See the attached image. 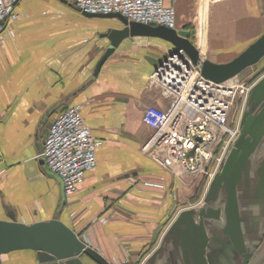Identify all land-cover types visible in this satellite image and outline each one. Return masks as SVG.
Segmentation results:
<instances>
[{"label": "crops", "instance_id": "obj_1", "mask_svg": "<svg viewBox=\"0 0 264 264\" xmlns=\"http://www.w3.org/2000/svg\"><path fill=\"white\" fill-rule=\"evenodd\" d=\"M173 5L175 28L190 31L192 42L214 62L229 61L264 33V0ZM15 10L18 18L0 35V219L58 218L108 263L137 264L158 247L180 210L202 205L207 189L192 200L203 178L184 184L141 150L152 134L142 121L145 107L167 105L148 81L170 43L125 37L97 70L110 32L123 27L117 18L86 15L74 0H19ZM255 67L264 69V63ZM72 105H81L86 126L102 142L96 165L64 201L62 183L42 151L47 128ZM260 147L259 156L264 143ZM176 244L169 239L166 259L154 264H180L173 258ZM33 256L22 250L1 259L24 264Z\"/></svg>", "mask_w": 264, "mask_h": 264}, {"label": "built area", "instance_id": "obj_2", "mask_svg": "<svg viewBox=\"0 0 264 264\" xmlns=\"http://www.w3.org/2000/svg\"><path fill=\"white\" fill-rule=\"evenodd\" d=\"M18 1L0 0V35L6 23L18 18L15 10ZM173 1L74 0V4L83 12L120 13L128 20L174 29ZM9 33L13 34V30ZM246 75L244 71L214 82L201 74L183 50L167 54L148 81L150 87L160 91L167 105L164 109L155 105L145 107L142 121L152 129V134L143 143L142 152L184 184L188 178L198 176L205 177L208 184L239 130V118H233V107H244L257 80L247 79ZM43 142L42 155L48 169L59 177L67 201L76 192L85 171L96 165V149L102 141L86 126L81 105H72L57 114Z\"/></svg>", "mask_w": 264, "mask_h": 264}, {"label": "water", "instance_id": "obj_3", "mask_svg": "<svg viewBox=\"0 0 264 264\" xmlns=\"http://www.w3.org/2000/svg\"><path fill=\"white\" fill-rule=\"evenodd\" d=\"M83 13L89 16L114 17L123 24L121 29L110 32L111 44L98 60L97 70L123 38L132 36L157 37L169 42L172 49L168 54L178 49L183 50L199 67L201 74L214 82L225 81L256 66L264 58V33L229 61L218 63L203 56L190 39L188 30L136 22L128 20L120 13ZM256 108L259 113H254ZM263 143L262 74L248 93L241 112L238 133L210 180L202 205L180 210L165 231L161 243L142 264H154L156 259H166L164 254L167 253V244L172 237L178 243L173 249L175 257L171 252L173 258L176 259L181 251L184 264H189L187 256H191L195 264H207L210 262L206 251L208 233L223 242L229 235L239 234L240 222L261 221L264 218V154L259 156L257 153ZM221 216L225 221L224 229L212 231L208 229L209 226L206 228L210 220H221ZM22 250L34 251L32 258L21 260L24 264H86L87 259L96 264H110L58 218L35 223L0 219V264L3 255ZM263 257L264 249L249 264H254Z\"/></svg>", "mask_w": 264, "mask_h": 264}, {"label": "flooded vegetation", "instance_id": "obj_4", "mask_svg": "<svg viewBox=\"0 0 264 264\" xmlns=\"http://www.w3.org/2000/svg\"><path fill=\"white\" fill-rule=\"evenodd\" d=\"M201 202L203 201L201 200ZM216 206H218V203ZM224 223L225 221L221 216V220H213V223L207 224L206 228L209 226L208 229L212 231L222 230L224 229ZM238 228L239 234L229 235L223 241L224 243L208 233L209 243L206 251L209 254L210 262H207V264H249L260 254L264 249V219L259 222H240ZM179 255L176 256L177 261L184 264L181 251ZM187 259L189 264H195L191 256H187ZM254 264H264V257Z\"/></svg>", "mask_w": 264, "mask_h": 264}, {"label": "rangeland", "instance_id": "obj_5", "mask_svg": "<svg viewBox=\"0 0 264 264\" xmlns=\"http://www.w3.org/2000/svg\"><path fill=\"white\" fill-rule=\"evenodd\" d=\"M171 46V45H170ZM170 49H172V47H170ZM169 53V52H168ZM264 63V58H263V60H262V62H261V65ZM252 68V69H251ZM262 70H264V69H261V70H258V68H256L255 66L254 67H250V68H247L245 71H246V73H247V79H249V78H253V79H258V78H260L261 77V75L263 74V71ZM251 78V79H252ZM237 106L238 105H236L235 107H233L234 108V113H233V115H234V117L233 118H237V120H238V118H239V120H240V117H241V113L240 112H242V109L244 108V107H241V106H239L238 108H237ZM259 113V111H258V108H256L255 110H254V113ZM228 149H229V146H228V148H227V150H226V152L228 151ZM202 178V176H198L197 177V179L199 180V179H201Z\"/></svg>", "mask_w": 264, "mask_h": 264}, {"label": "trees", "instance_id": "obj_6", "mask_svg": "<svg viewBox=\"0 0 264 264\" xmlns=\"http://www.w3.org/2000/svg\"><path fill=\"white\" fill-rule=\"evenodd\" d=\"M205 184H206V179L203 178V179L201 180V183H200V186H199V188H198V191H197L195 197L192 198V200H197V199L201 196V194H202V192H203V190H204Z\"/></svg>", "mask_w": 264, "mask_h": 264}]
</instances>
